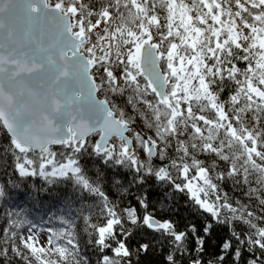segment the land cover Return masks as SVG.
Returning a JSON list of instances; mask_svg holds the SVG:
<instances>
[{"label": "snow or ice", "instance_id": "obj_1", "mask_svg": "<svg viewBox=\"0 0 264 264\" xmlns=\"http://www.w3.org/2000/svg\"><path fill=\"white\" fill-rule=\"evenodd\" d=\"M110 96L123 97L133 112L139 109L156 139L134 131L136 119ZM0 131L9 145L0 150L15 159L21 177L39 176L49 184L68 179L99 199L103 223L84 216L87 243L112 253L101 255L98 264H131L125 259L132 256L126 238L133 233L126 223L171 236L177 249L191 236L198 253L220 225L230 231L221 244L225 253L238 260V245L249 244L264 257V227L238 214L212 179L217 161L228 164L217 180L248 184L255 173L264 206V0H0ZM92 134L99 139L90 142ZM134 141L146 159L137 155ZM53 145L66 151L58 154ZM173 148L176 155L170 156ZM86 155L127 166L134 173L130 187L142 188L151 178L186 191L209 220L200 229L192 224L177 231L173 222L148 212L143 197L137 198L143 215L136 207L121 214L102 186L88 178L81 161ZM153 158L160 161L155 168ZM59 219L66 227L48 228L47 246L34 233L18 234L25 221H8L0 259L11 252L25 264H87L74 220ZM258 219L264 223V216ZM240 222L253 234L242 231L241 239L235 232ZM27 223L32 233L36 225ZM138 251L147 253L149 245ZM165 259L178 264L172 253Z\"/></svg>", "mask_w": 264, "mask_h": 264}, {"label": "trees", "instance_id": "obj_2", "mask_svg": "<svg viewBox=\"0 0 264 264\" xmlns=\"http://www.w3.org/2000/svg\"><path fill=\"white\" fill-rule=\"evenodd\" d=\"M228 91L229 89H226L225 93L221 94L222 99H228ZM99 97L104 98L103 95ZM109 99L119 108L124 109L129 117L136 119V131L156 139L154 133L138 115L139 109L137 112H133L123 97L110 96ZM96 138L97 134H92L89 136V141H95ZM180 139L186 143L191 142L186 136H181ZM112 142L118 143L116 140ZM173 144H175L174 140ZM8 147L9 145L4 141V133L0 131V149ZM52 150L58 154L66 151L62 146L52 147ZM135 150L141 153L142 159L147 158L138 145H136ZM169 155H176L174 148L169 150ZM206 157L207 154L198 155V158L205 159L206 163L211 164V161ZM57 158L60 159L59 155ZM81 161L88 178L102 186V189L109 195L110 200L118 206L117 210L121 214H123L125 208L136 207L139 209L138 214L143 215L145 210L139 205L137 199L143 197L149 203L147 211L155 216L157 220L173 222L177 231H187V226L192 224L200 229L201 225L209 220V214L204 213L195 205L186 191H176L166 183L151 178L142 188L130 187L129 181L134 173L127 166L111 163L105 165L95 155L83 156ZM153 162L154 168L160 164V161L156 158L153 159ZM15 163L16 161L10 153L0 150V187H3L5 193L3 197H0V237L3 236V229L9 227L8 221L13 219L18 222L25 221L24 226L17 230L18 234H23L26 237L34 233L37 237L44 235L47 238L50 235L47 232L48 228L59 230L66 227L60 222V217H71L76 225L75 231L80 244V254L85 258L87 264H98L103 254L112 255L107 250L101 253L95 246L89 245L87 241L91 237L84 231L86 228L84 216L86 215L91 216L92 223H103V217L99 215L100 201L98 198L82 193L75 186L74 181L68 179L57 180L54 184H49L39 176L21 177L15 168ZM217 163L219 167L212 172V179L213 182L219 185V194L238 209V214L243 213L246 219H251L258 227H264V223H261L258 219L264 216V206L260 203L262 199L260 195L261 185L256 183V174L253 173L249 176L248 184L236 183V178L232 177L217 180V175L220 172H226L228 169V164L219 161ZM171 171L172 175L177 178V182H182L179 174L175 170ZM116 181H119V183L117 184ZM254 189L256 191H253ZM223 212L226 213L227 210L225 209ZM247 212H252L253 217H247ZM27 221H31L32 224L36 225L32 229V233L28 231L31 225ZM124 227L133 233L130 238H126L132 256L125 259H130L131 264H166L165 258L170 253L178 256V264H191V261L195 258H199L202 264H209V262L210 264H248L253 258L264 260L260 250L255 245H238L241 250V257L238 260L234 259L231 251L225 253L221 248V244L225 238L230 236V231L229 228L220 225H215L214 231L205 238L206 244L203 253L195 251V241L191 236L185 241L184 247L177 249L176 242L167 234L154 232L144 226L137 227L130 223H126ZM89 231L91 230L89 229ZM242 231L251 235L254 230L240 222L235 227V232L241 239H244V236L241 235ZM15 242L21 248V251L27 254L26 250L20 245L19 236H17ZM144 243L149 245L147 253L138 251L139 246ZM233 243L234 246H237L235 241ZM0 246L7 245H3L0 241ZM113 246H115V241H113ZM221 255H224V261H220L219 257ZM49 257L57 259L53 253H49ZM0 264H25V262L10 252L7 259H0ZM32 264H36V261L32 260Z\"/></svg>", "mask_w": 264, "mask_h": 264}, {"label": "rangeland", "instance_id": "obj_3", "mask_svg": "<svg viewBox=\"0 0 264 264\" xmlns=\"http://www.w3.org/2000/svg\"><path fill=\"white\" fill-rule=\"evenodd\" d=\"M132 127H133L134 131H136L135 124H133ZM129 135L131 136L132 134L129 133ZM133 144H134V148H135L136 145H137L136 142L134 141ZM135 151H136V150H135ZM136 153H137L138 156H140V154H141L140 152H137V151H136ZM144 154H145V156H146V153H144ZM140 157H141V156H140ZM38 239H39V241H40V243H41L42 245H45V246H46V244H47V238H46L44 235H39V236H38Z\"/></svg>", "mask_w": 264, "mask_h": 264}, {"label": "water", "instance_id": "obj_4", "mask_svg": "<svg viewBox=\"0 0 264 264\" xmlns=\"http://www.w3.org/2000/svg\"><path fill=\"white\" fill-rule=\"evenodd\" d=\"M126 135H127V133H126ZM98 139H99V137H98ZM53 146H59V145H53ZM154 159V158H153Z\"/></svg>", "mask_w": 264, "mask_h": 264}]
</instances>
